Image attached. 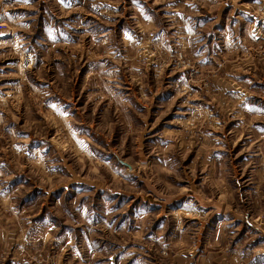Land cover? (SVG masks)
I'll return each instance as SVG.
<instances>
[{
	"label": "rangeland",
	"instance_id": "374dc122",
	"mask_svg": "<svg viewBox=\"0 0 264 264\" xmlns=\"http://www.w3.org/2000/svg\"><path fill=\"white\" fill-rule=\"evenodd\" d=\"M0 24V264H264V0Z\"/></svg>",
	"mask_w": 264,
	"mask_h": 264
},
{
	"label": "built area",
	"instance_id": "2783aa9c",
	"mask_svg": "<svg viewBox=\"0 0 264 264\" xmlns=\"http://www.w3.org/2000/svg\"><path fill=\"white\" fill-rule=\"evenodd\" d=\"M2 27H3V25L0 24V30H1Z\"/></svg>",
	"mask_w": 264,
	"mask_h": 264
}]
</instances>
